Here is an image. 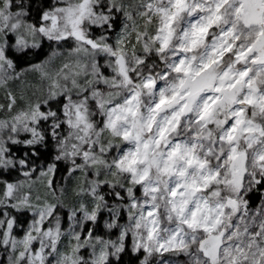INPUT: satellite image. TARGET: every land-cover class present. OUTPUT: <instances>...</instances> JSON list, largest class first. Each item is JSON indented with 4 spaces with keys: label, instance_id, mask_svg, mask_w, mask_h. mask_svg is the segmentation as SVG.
<instances>
[{
    "label": "clouds",
    "instance_id": "clouds-1",
    "mask_svg": "<svg viewBox=\"0 0 264 264\" xmlns=\"http://www.w3.org/2000/svg\"><path fill=\"white\" fill-rule=\"evenodd\" d=\"M0 264H264V0H0Z\"/></svg>",
    "mask_w": 264,
    "mask_h": 264
}]
</instances>
